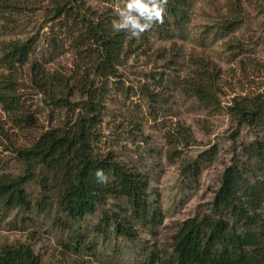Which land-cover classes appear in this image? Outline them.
<instances>
[{"label":"rangeland","instance_id":"rangeland-1","mask_svg":"<svg viewBox=\"0 0 264 264\" xmlns=\"http://www.w3.org/2000/svg\"><path fill=\"white\" fill-rule=\"evenodd\" d=\"M54 2L0 0V91L10 94L2 86L11 76L18 101L10 112L0 100V176L23 174L14 150L32 145L46 130L72 125L88 97L79 86L90 87L96 100L102 98L92 150L143 176L157 216L144 224L131 216L124 198L109 196L94 214L71 218L58 208L52 176L37 168L35 180L23 186L27 204L0 210V250L28 246L39 264H144L153 255L168 263L184 221L209 215L224 169L233 162L252 166L243 148L264 140V128L238 126L228 112L235 100L264 98V0H184L177 22L166 15L163 25L139 39L125 35L112 75L97 71L96 47L78 37L84 30L74 17H52ZM77 2L87 16L111 26L126 0ZM12 42L32 44L26 59L13 66L3 60ZM204 66L214 75L215 99L207 106L189 88ZM37 71L49 74L46 94ZM51 91L69 104L58 105ZM180 127L192 137L176 145L167 136L181 139ZM188 164L197 176L184 173ZM43 194L49 205L40 211ZM257 212L262 227L264 210ZM114 215L127 220L133 238L116 235L113 220L99 228Z\"/></svg>","mask_w":264,"mask_h":264},{"label":"trees","instance_id":"trees-1","mask_svg":"<svg viewBox=\"0 0 264 264\" xmlns=\"http://www.w3.org/2000/svg\"><path fill=\"white\" fill-rule=\"evenodd\" d=\"M184 5V0H169L166 15L177 22L183 16ZM74 9L76 12H73ZM52 11V17L61 21L74 17L73 20L81 24L84 30L83 34L79 30L81 34L78 37L96 47L97 71L102 73L105 70L108 75L115 74L116 67L122 60L124 37L127 34L114 33L106 21L87 16L77 0H55ZM226 26L228 25L224 27ZM31 46L30 42L10 43L4 62L12 66L15 62H23ZM38 72L35 74L40 79L38 86L46 94V86L51 85L48 82L49 74H42L44 76L41 77L40 74L37 75ZM5 79L2 87L10 90V94L0 91V100L6 110L14 112L18 108V101L12 93L13 81L11 76H6ZM213 81V73L204 66L202 73L189 83L190 91L206 106L211 103L210 100L215 99L211 94ZM79 88L88 97L72 125L46 130L32 145L14 150L17 160L25 165V171L14 178L0 176V210L27 204L23 186L35 180V169L40 168L52 176L58 208L71 218L94 214L100 203H104L109 196H115L127 201L132 217L145 222L144 224L151 219L152 223L156 220L157 212L147 197V182L143 180V176L115 160L111 154H95L92 150L102 98L96 100V91L90 87L85 89L80 85ZM51 93L53 97L49 98H54L58 105L69 104L66 98L54 96L53 91ZM228 112L238 126L245 125L254 131L264 128V98L261 95L253 99L235 100ZM177 134L181 139L173 140L171 136H167L176 145L188 143L192 137L183 127H180ZM243 152L254 164L241 169L233 162L224 169L209 215H204L197 221L192 218L184 221L173 236L172 260L167 263L153 255L151 258L147 257L144 264H264V223L260 227L261 219L257 212L264 210V140L254 139L243 148ZM172 153L173 156L176 155V151L173 150ZM207 154L208 152L201 154L200 157ZM97 170H102L107 176L106 183L97 182ZM183 171L185 174H198L197 168L192 167V164H188ZM42 198L43 202L37 208L40 211H44L49 205V196L43 194ZM111 220L116 235L134 237L132 229L126 226L127 220L118 215L107 216L99 224V228ZM257 226L261 230H250ZM97 231L103 234V229ZM150 254L151 252L148 255ZM39 263V256L28 246L5 247L0 250V264Z\"/></svg>","mask_w":264,"mask_h":264},{"label":"clouds","instance_id":"clouds-1","mask_svg":"<svg viewBox=\"0 0 264 264\" xmlns=\"http://www.w3.org/2000/svg\"><path fill=\"white\" fill-rule=\"evenodd\" d=\"M169 0H126L120 7L117 19L111 23L114 33H126L130 38L139 39L154 25H163ZM98 183H106L107 176L102 170L95 173Z\"/></svg>","mask_w":264,"mask_h":264}]
</instances>
